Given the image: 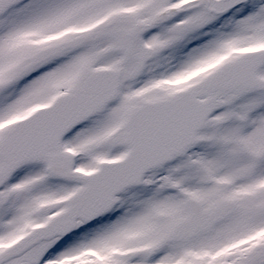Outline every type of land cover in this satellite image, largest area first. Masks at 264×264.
<instances>
[{"label":"snow or ice","instance_id":"1","mask_svg":"<svg viewBox=\"0 0 264 264\" xmlns=\"http://www.w3.org/2000/svg\"><path fill=\"white\" fill-rule=\"evenodd\" d=\"M0 264H264V0H0Z\"/></svg>","mask_w":264,"mask_h":264}]
</instances>
